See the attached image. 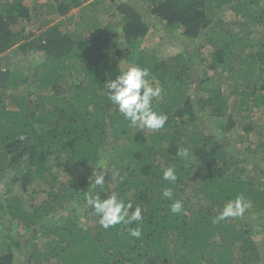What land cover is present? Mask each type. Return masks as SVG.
Wrapping results in <instances>:
<instances>
[{
	"label": "trees",
	"instance_id": "obj_1",
	"mask_svg": "<svg viewBox=\"0 0 264 264\" xmlns=\"http://www.w3.org/2000/svg\"><path fill=\"white\" fill-rule=\"evenodd\" d=\"M24 1L0 0V264H264V0ZM151 29L204 41L165 55L142 48ZM132 65L163 88L159 131L130 127L108 99L106 83ZM101 160L96 193L142 208L140 239L85 206ZM39 183L43 200H23ZM240 195L244 216L215 222Z\"/></svg>",
	"mask_w": 264,
	"mask_h": 264
},
{
	"label": "clouds",
	"instance_id": "obj_2",
	"mask_svg": "<svg viewBox=\"0 0 264 264\" xmlns=\"http://www.w3.org/2000/svg\"><path fill=\"white\" fill-rule=\"evenodd\" d=\"M150 72L147 68L132 65L113 80L106 83L107 96L113 105L116 106L118 113L129 123L130 127L141 130L159 131L167 123V116L154 110L153 102L160 99L163 94V88L158 84L153 86L149 83ZM21 141L26 137L21 135ZM177 155L191 161L193 155L188 148H181ZM101 167L93 170L89 177L90 186L85 193V206L91 208L93 215L99 217L100 226L107 230L116 225L123 224L127 226L129 235L140 239L142 231L140 225L143 222L142 208L136 206L133 209L131 203H125L119 198L118 194L113 192L106 199L96 193L97 188H103L105 185V161L101 160ZM163 180L170 185L177 182V174L174 166H168L163 171ZM163 198L171 199L173 197V188H166ZM251 207L250 201H247L243 195L229 200L222 208L215 222L224 221L227 218H242L245 212ZM131 210V211H130ZM170 211L174 215L183 212L182 201L176 200L170 205ZM136 224V227L131 225Z\"/></svg>",
	"mask_w": 264,
	"mask_h": 264
},
{
	"label": "rangeland",
	"instance_id": "obj_3",
	"mask_svg": "<svg viewBox=\"0 0 264 264\" xmlns=\"http://www.w3.org/2000/svg\"><path fill=\"white\" fill-rule=\"evenodd\" d=\"M27 1L31 6L33 4L34 1H37V3L42 2L43 0H25ZM24 1V2H25ZM77 10L78 9H73L69 12V15H73L75 16L77 14ZM67 16V15H66ZM222 19H224L223 25H225L224 23L227 24H233L235 22V18L234 15L231 13H225L222 16ZM61 20H64L63 17H59V18H55L53 17V23H59ZM105 23H107V20H104ZM109 22V21H108ZM52 23V24H53ZM112 23V22H111ZM65 25V22H64ZM63 24H59L58 27H60V30L64 31L65 29H67L66 26H64ZM35 27L36 24L29 22V23H25L23 24L21 27V29H24V31L26 32H33L35 31ZM234 31L238 32L239 28L234 26L233 28ZM165 38V41L163 42L162 39ZM204 41V38H200L197 42L192 43V42H184L182 40L179 39L178 35L176 32H161V35H159V33L156 30H150L148 35L145 37L143 43H142V48L144 49H148V50H156V51H161L163 54L165 55H174L175 53L179 52L181 47L184 49H187L188 52H191L192 50H194L195 48H197V44L201 43ZM202 52H204V55L208 58L210 57V54L213 52V47L210 43H205L204 46H202ZM15 58H18L17 55H11L10 59L11 62L14 61ZM29 60V59H28ZM31 88H35V86H33L31 84ZM34 90V89H33ZM244 139V138H243ZM251 139L254 140V142L256 141V137H252ZM84 176V175H83ZM82 176V177H83ZM68 179L67 175H63L62 176V180L66 181ZM6 188V185H4V189ZM46 189V186L39 184H34L30 187L29 192L25 195L22 194V198L25 201H32L35 204H38L39 202H41L44 198L43 196V190ZM14 193H18L20 190L19 188H17L16 186L12 188ZM258 222L260 224H262L264 226V215H262V217L257 219ZM259 245V244H258Z\"/></svg>",
	"mask_w": 264,
	"mask_h": 264
}]
</instances>
